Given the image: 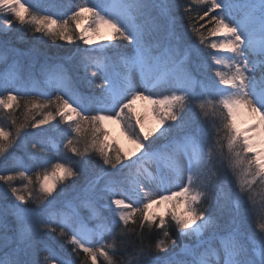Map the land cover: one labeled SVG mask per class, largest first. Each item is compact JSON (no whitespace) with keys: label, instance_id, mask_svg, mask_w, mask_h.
<instances>
[{"label":"snow or ice","instance_id":"obj_1","mask_svg":"<svg viewBox=\"0 0 264 264\" xmlns=\"http://www.w3.org/2000/svg\"><path fill=\"white\" fill-rule=\"evenodd\" d=\"M14 22L21 31L31 25L33 33L42 34L39 39L79 40L87 47L67 58L70 69L57 63V71L46 74L47 91L31 75L27 80L15 73L0 76V111L8 114V125L0 122V163L13 156L18 141L38 150L28 154V163L16 160L13 168L0 170V201L9 195L17 201L0 209L5 230L0 264H77L63 251L64 237L77 257L83 253L79 264H97L98 257L117 264L121 255L120 264H264V207L249 227L254 185L264 184V0H184L183 5L180 0H69L62 5L0 0V33L11 31ZM104 26L112 35L97 43L94 36ZM4 51L16 52L0 39V54ZM41 96L43 103L34 99ZM138 101L152 105L155 128L146 127L147 114L137 111ZM20 107L26 120L33 109L42 118L33 115L30 125H18L14 113ZM57 116L68 124L63 148L76 159L55 146L64 162L51 163L38 153L45 152L50 131L42 126ZM106 121L121 124L134 151L108 143ZM26 126L36 131L29 133L32 140L23 141ZM85 126L90 139L80 135ZM81 140L82 149L77 147ZM91 154L99 160L92 161ZM94 162L104 175H124L103 188L100 177L88 181L84 199L69 202V211H53L62 205L64 190L57 192V186ZM145 163H156L157 174L141 172ZM33 168L43 171L30 175ZM16 180L24 181L21 187ZM150 183L179 191L157 198ZM121 193L124 198H117ZM101 199L109 201L108 217L97 211ZM29 202L36 208L27 207ZM166 204L171 205L166 215L153 211ZM213 205L227 214L226 226L211 211ZM82 207L91 211L95 227L85 224ZM9 211L19 223L11 237L5 222ZM169 228L195 243L177 252Z\"/></svg>","mask_w":264,"mask_h":264},{"label":"trees","instance_id":"obj_2","mask_svg":"<svg viewBox=\"0 0 264 264\" xmlns=\"http://www.w3.org/2000/svg\"><path fill=\"white\" fill-rule=\"evenodd\" d=\"M180 3L183 5L184 0H180ZM43 12V10H42ZM202 14V13H201ZM195 15V13H193ZM207 18H205V21H199L197 26L201 23H206ZM194 23L196 21H193ZM185 25H188V21L185 19L184 21ZM208 27H211V25H207ZM23 31H21V26L17 25L15 22L13 23V27L11 31L6 33H0V35H3L4 38L9 42V45L12 49H15L16 52H8L4 51L2 54H0V76L5 75L6 72H10V68L5 65L6 61L15 60L19 62L20 64L24 65L26 69H28L29 75L32 76V78L38 82V86L41 90H49L47 88V85L43 83L44 79H46V74L48 72H56V65L57 63H63L64 67L67 69H70L72 64L67 62V58L74 56L78 53H80L86 46L83 45V43L79 40H74L73 42L69 43L67 41H61L59 39L55 40V42L51 41L49 38L44 37L43 39H39L41 37L40 33H33L31 25H24L22 26ZM193 40H195V36L192 37ZM76 61H72V63H75ZM18 71L21 69H17ZM26 73V72H25ZM23 71L19 72V75L25 74ZM83 73H81L82 75ZM73 78L76 80L75 74L73 73ZM77 89L81 92H83L85 95H88V90H86L79 82H77ZM97 95L99 94V89L95 90ZM63 94V93H58ZM53 100L55 99V95H53ZM67 98V97H65ZM33 99L32 97H24L23 100ZM34 99L39 100L41 103L44 102L45 97H35ZM23 100L21 103H23ZM50 109L54 111V107L50 106ZM50 109H45L44 111H48ZM25 108L20 107L16 108L14 113V118L16 119V123L19 124H26L30 125L32 120L31 117L34 115L35 118L41 119L42 113H37L35 109L32 110L31 113L28 114V119L26 120L25 117ZM93 114H95L93 112ZM8 114L0 111V122L4 123L6 126L8 125ZM60 117L57 116L55 121L49 122L48 125L42 126L45 128L50 129V131L46 134L44 138V148L45 150L52 149L50 143L52 141H59L62 133V126L59 122ZM57 122H59V127H54ZM36 130L31 129L30 127L26 126L21 131V138L23 141L32 140L33 137L29 135V133H32ZM76 134L74 133L73 136ZM81 137H87L90 139V131L87 126L84 127V130L80 134ZM20 144L18 148H16L13 152V156L9 157V159L6 162L0 163V170L4 168L11 169L14 167L16 160H23L25 163H28V154L32 151H36L31 149L30 144L25 146L24 143H21V141L17 142ZM84 141L81 140V143L77 145L79 148H83ZM11 151V150H10ZM50 151V150H49ZM51 152V151H50ZM39 154V153H38ZM225 154H227V149L225 148ZM40 155V154H39ZM41 156V155H40ZM42 158V157H41ZM92 161H98L99 157L95 156L94 154H91ZM43 171L39 168H33L32 172L29 173L30 175H34L35 172ZM102 173L101 172V165L99 163H92L88 165L85 169V171L81 172L76 177H73L69 180L64 181L63 184H60L57 186V192H60L61 189L64 191L62 193H66L68 196H72L77 192L79 189H81L91 178H93L95 175ZM234 179V178H233ZM24 181L22 180H16L14 182L16 187H21ZM0 187H3L2 182H0ZM35 187V185H33ZM255 193H254V199H255V211L253 212V219L249 222L250 229L254 226L255 222L259 219V216L257 213L259 210L264 207L263 201H257L258 195L263 194L264 191V184H261L259 181L256 185H254ZM53 195H56L54 193ZM108 201V200H107ZM17 203L14 196L9 195L6 201H0V207H3L4 209H10L12 205ZM207 207V205H205ZM29 208H36V204L29 202L27 205ZM59 209V207L57 208ZM211 211L219 217V223L222 226H226L228 222L227 214L224 212H221L219 209L216 208L215 205L211 207ZM103 212V211H102ZM105 217H108L111 215L110 211L104 210L103 213H101ZM7 216V220L5 221L8 225L7 235L8 236H14L15 230L19 227V223L15 216L11 214L9 211ZM96 224V223H93ZM5 230L0 229V235L4 233ZM171 233L174 234V237L176 238V243L179 245L175 250H178L181 245L182 239L180 238L179 234L177 233L175 228L171 229ZM159 233H154L149 237V242H154L155 239ZM70 236V233H69ZM51 239V238H47ZM63 243V251L65 255L69 258V260H76L77 264H79V261L83 258V253L79 257L75 255V253L72 252L73 245L67 242L68 237L60 238ZM110 242V241H109ZM125 258L124 255L116 257L117 264H120V262ZM97 264H105V261L103 258L98 257Z\"/></svg>","mask_w":264,"mask_h":264},{"label":"rangeland","instance_id":"obj_3","mask_svg":"<svg viewBox=\"0 0 264 264\" xmlns=\"http://www.w3.org/2000/svg\"><path fill=\"white\" fill-rule=\"evenodd\" d=\"M50 2L58 4V5H62V4H67L69 2V0H50ZM236 2L242 3L243 0H236ZM86 23L87 22L82 24L81 27H85ZM39 35L42 36V34H39ZM111 35H112V29H110L107 26H104L101 28L100 34L94 36V40L97 43H103V42H105L106 38L111 36ZM116 42L119 43V41H116ZM7 74L8 73H6L5 75H7ZM161 91L165 95L170 93V89H161ZM136 109L141 114H147V123H146L147 128L151 129V128H155L157 126V120H156L155 115L153 113L152 105H149L145 101H138L137 105H136ZM59 122L63 128L62 133H61V137L59 140L60 142L58 143L57 141H53L52 145L50 143L51 147L53 146L52 149H49L51 152L49 150H45L44 153H39L41 155L42 159L49 160L51 163H56L58 161L64 162L59 156H57V148L55 146H59V151L64 153L66 158L76 159L75 155L73 153H71L70 151H66L63 148V144H62V141L64 138V136H63L64 130L67 129L68 124L61 121L60 119H59ZM242 125L243 124L241 123V127L243 128ZM104 127L108 130V133H109V136H108V143L109 144L118 145L121 149H123L124 152H131V151L135 150V145L125 135L124 131L122 130L120 123L106 121V122H104ZM36 151H38V150H36ZM126 163H127V161H126ZM163 166H164V161H161L159 164V167L162 168ZM153 167H155V168H154L152 174L156 175L157 173L155 174V172H157V168H158V165L156 163H145L143 165V167L141 168V172H143L144 169H147V171L151 173V170L153 169ZM101 172H102V170H101ZM123 175L124 174H121V173H117L116 175H104V173L102 172V173L95 175L89 181L95 180L97 177H100V187L103 188V187L109 186L110 184H115V182L119 181ZM86 185H87V183L81 189H79L77 192H75V194H73L72 196H68L66 193H61L60 200L62 201V205L59 207V209L56 208L53 211H58V212L69 211V208L67 207L69 202L78 203V198L79 199L85 198L86 194L84 192V188L86 187ZM124 189L129 192V195L132 194L130 189H128L127 185L124 186ZM149 190L151 192H153L157 198H159V196L161 194H169L170 191H179V188L173 186V187L169 188L168 190H165L162 187L158 186L156 183H150L149 184ZM258 196L259 197H257V201H263L264 202V191H263V194H260ZM117 198H124L123 194L122 193L119 194ZM108 203H109V201H107V199H101V200L97 201V203H96L97 211L99 213H103L104 210H106L108 212L109 211V209L107 208ZM170 207H171L170 204L160 205L158 207L154 206L153 211H157L160 214L166 215V210ZM0 209H4V208L0 207ZM177 210L182 211L183 209L178 208ZM79 211H80V215L85 218L84 222L87 225V227L93 228L96 226V224H93V223H97V221L95 219L91 218V211L88 208L82 207L79 209ZM166 219H167V216H166ZM5 221H9V220H7V216L5 217ZM171 229L172 228H169L170 233H171ZM171 235L176 240V238L174 237V234L171 233ZM180 238L182 239L180 245H182L183 247L185 245H193L195 243V238L182 237V236H180ZM179 251H180V249H178V252ZM160 255H163V254H160ZM100 258H103V257H100Z\"/></svg>","mask_w":264,"mask_h":264},{"label":"bare ground","instance_id":"obj_4","mask_svg":"<svg viewBox=\"0 0 264 264\" xmlns=\"http://www.w3.org/2000/svg\"><path fill=\"white\" fill-rule=\"evenodd\" d=\"M0 39L6 40V39L4 38L3 35H0ZM5 65L8 66V67L10 68V72H9L8 74L15 73V74L19 75V72H20V71H23L24 73H25V72H26V73L23 74V75H19V76H20L22 79H25V80L28 79V77H29V72H28V69H26V67H25L24 65L20 64L19 62L15 61V60L6 61V62H5ZM17 69H21V70L18 71ZM242 124H243V123H242ZM242 126H243V127H246L247 125H246V124H243ZM154 168H155V167H153V169L151 170V173L153 172ZM156 173H157V172H155V174H156Z\"/></svg>","mask_w":264,"mask_h":264}]
</instances>
